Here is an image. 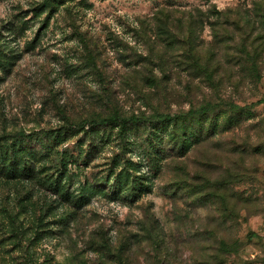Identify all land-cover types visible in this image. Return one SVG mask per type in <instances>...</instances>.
Returning <instances> with one entry per match:
<instances>
[{
	"label": "rangeland",
	"instance_id": "rangeland-1",
	"mask_svg": "<svg viewBox=\"0 0 264 264\" xmlns=\"http://www.w3.org/2000/svg\"><path fill=\"white\" fill-rule=\"evenodd\" d=\"M263 98L264 0H0V264H264Z\"/></svg>",
	"mask_w": 264,
	"mask_h": 264
},
{
	"label": "trees",
	"instance_id": "trees-1",
	"mask_svg": "<svg viewBox=\"0 0 264 264\" xmlns=\"http://www.w3.org/2000/svg\"><path fill=\"white\" fill-rule=\"evenodd\" d=\"M262 102H264V98L262 99ZM131 120H134V118H131ZM100 121L117 122L119 124V129H118L119 135L121 138L124 137V134L126 133V126H127L128 119L124 117H109V118L101 119ZM90 124L91 122L82 121V122L75 124V126L79 128H84L85 126L90 125Z\"/></svg>",
	"mask_w": 264,
	"mask_h": 264
}]
</instances>
